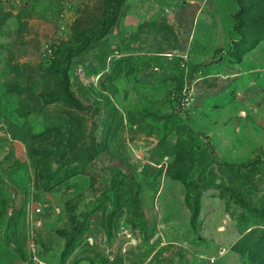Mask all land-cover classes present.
I'll return each mask as SVG.
<instances>
[{
    "label": "rangeland",
    "instance_id": "obj_1",
    "mask_svg": "<svg viewBox=\"0 0 264 264\" xmlns=\"http://www.w3.org/2000/svg\"><path fill=\"white\" fill-rule=\"evenodd\" d=\"M0 264H264V0H0Z\"/></svg>",
    "mask_w": 264,
    "mask_h": 264
}]
</instances>
